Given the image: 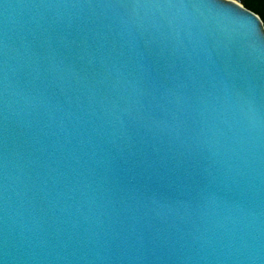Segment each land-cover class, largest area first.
<instances>
[{"label":"water","instance_id":"water-1","mask_svg":"<svg viewBox=\"0 0 264 264\" xmlns=\"http://www.w3.org/2000/svg\"><path fill=\"white\" fill-rule=\"evenodd\" d=\"M241 3L0 0V264H264Z\"/></svg>","mask_w":264,"mask_h":264},{"label":"trees","instance_id":"trees-1","mask_svg":"<svg viewBox=\"0 0 264 264\" xmlns=\"http://www.w3.org/2000/svg\"><path fill=\"white\" fill-rule=\"evenodd\" d=\"M243 5L258 14L264 22V0H242Z\"/></svg>","mask_w":264,"mask_h":264},{"label":"rangeland","instance_id":"rangeland-1","mask_svg":"<svg viewBox=\"0 0 264 264\" xmlns=\"http://www.w3.org/2000/svg\"><path fill=\"white\" fill-rule=\"evenodd\" d=\"M243 5V3H241Z\"/></svg>","mask_w":264,"mask_h":264}]
</instances>
